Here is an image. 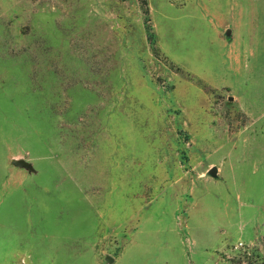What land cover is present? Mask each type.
Here are the masks:
<instances>
[{
  "label": "rangeland",
  "instance_id": "374dc122",
  "mask_svg": "<svg viewBox=\"0 0 264 264\" xmlns=\"http://www.w3.org/2000/svg\"><path fill=\"white\" fill-rule=\"evenodd\" d=\"M143 1L0 0V264L264 255V0Z\"/></svg>",
  "mask_w": 264,
  "mask_h": 264
},
{
  "label": "trees",
  "instance_id": "16d2710c",
  "mask_svg": "<svg viewBox=\"0 0 264 264\" xmlns=\"http://www.w3.org/2000/svg\"><path fill=\"white\" fill-rule=\"evenodd\" d=\"M143 3L145 4V13L147 15V21L150 23L149 18V8L147 0H144ZM148 33H149V39L151 43L156 44L155 42V35L152 31L151 25L148 26ZM236 264H264V255H261L256 252V250L253 251H245L244 255L240 256L237 261H235Z\"/></svg>",
  "mask_w": 264,
  "mask_h": 264
},
{
  "label": "water",
  "instance_id": "95a60500",
  "mask_svg": "<svg viewBox=\"0 0 264 264\" xmlns=\"http://www.w3.org/2000/svg\"><path fill=\"white\" fill-rule=\"evenodd\" d=\"M13 164L15 166H19V167L33 168V164L30 161H28L27 159H24V158L14 159L13 160ZM210 174L216 175L217 174V167H212L210 169Z\"/></svg>",
  "mask_w": 264,
  "mask_h": 264
}]
</instances>
